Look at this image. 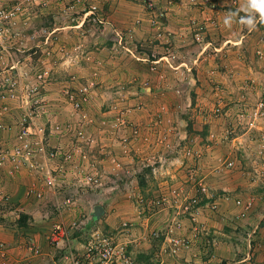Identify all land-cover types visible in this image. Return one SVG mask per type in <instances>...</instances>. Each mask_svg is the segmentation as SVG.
I'll list each match as a JSON object with an SVG mask.
<instances>
[{
    "label": "rangeland",
    "instance_id": "374dc122",
    "mask_svg": "<svg viewBox=\"0 0 264 264\" xmlns=\"http://www.w3.org/2000/svg\"><path fill=\"white\" fill-rule=\"evenodd\" d=\"M236 1V7L242 6L241 0ZM116 2V6L125 5L124 8L131 11L123 24L114 25L109 21L114 9L108 0H0V10L15 12L12 20L6 22L8 52L4 56L6 72L0 66V82L11 78L27 88L38 82L39 74L44 76L35 94L30 96L20 89L16 91L18 100L7 101L9 109L0 117V124L6 125V131L0 130V152L6 156V143L13 140L15 148L24 125L32 132L40 130L41 136L35 134L30 138L36 144H43L44 155L41 156L51 161L48 165L55 161L57 168L64 170V177L58 178V169L52 170L47 164L39 168L34 166L33 160L34 167L24 165L12 171L13 166L5 157L0 168L8 164L12 167L8 166V171L0 170V227L17 228L16 220L26 214L30 216V227L50 224L53 228L56 220L52 217L53 205L61 204L60 201L56 204V200L69 196L77 198L80 194L85 200L78 197L79 212L75 214L77 211L72 210L65 216L66 221L78 222L74 241L71 239L72 252L78 254L92 235L114 238L109 234L111 226L131 225L122 218H129L136 212L145 219L149 213L162 210L152 205L162 195L151 198L154 196L138 193L141 187L148 185L146 182L140 186L138 178L143 175L145 180L153 178L159 184L172 180L162 187L165 193L170 188L167 196L185 191L181 201L178 198L173 202L175 207L165 208L168 212L163 209L167 221L159 228L168 224L177 226V230L185 232V236H177L191 240L190 249L200 240L202 252H206L228 227L233 243L238 244L237 247L234 243V254L248 255L250 264H264V116L253 117L257 103L264 100V77H261L263 81L251 79L249 67H243L264 69V24L258 22L257 14L253 33L237 47V39L252 32L239 23V18L245 16L244 11L235 18L237 24L232 23L230 36L219 32L221 26L217 22L209 21L208 26L189 23L181 28L190 36L184 46L160 38L154 44L148 34L151 37L155 32L158 36L166 27L163 21L166 10L161 0L157 26L151 25L155 15L146 10L143 0ZM203 2L204 7L211 9V0ZM92 7L97 8L96 15L89 14ZM144 22L146 29L141 31L138 42L130 36L135 33L134 28L141 27ZM226 29L229 31V26ZM228 39L230 42H226ZM208 40H212L214 46L205 50L204 43ZM224 44L227 45L223 47ZM215 48H224L222 54L228 58L226 55L221 58ZM179 50L182 51L181 59L177 56ZM239 56L242 58L238 59ZM179 60L185 64L178 70ZM238 65L242 67L238 76L244 78L242 81H235V73H230ZM11 66L15 69L11 70ZM243 71L248 72L247 76ZM85 87L88 88L87 101L79 96ZM72 93L82 103L79 111L69 102ZM2 105L0 100V110ZM53 125L64 128L61 138L52 133ZM188 149L201 158L195 153H191L193 156L178 153ZM55 152L63 157L70 156V159L52 157ZM104 153H107L106 163L101 160ZM178 156H185V167L168 171L167 165L178 166ZM195 161L200 163L194 168ZM228 162H233V167L227 168ZM188 165L192 166L191 170L199 171L198 177H194L197 182L174 184L180 177L190 175ZM130 167L135 168L130 171ZM82 169L86 173L96 172L99 183L80 185L83 183L78 172ZM5 170L15 178L17 172L28 171L33 180L37 179L27 184L25 197L28 199L21 202L23 211L17 204L8 202ZM49 172L56 177L55 188L47 184ZM173 175L178 176L174 181ZM149 185L154 186L153 182ZM31 188L36 195H29ZM200 188H205L207 194L218 191L217 188L222 191V198L229 203L227 210H231L226 219L229 221L225 222L224 216L222 220L216 218L224 210L220 205L222 199L209 203L200 212L195 210V215L184 209L186 199L196 198ZM102 190H106L108 198L100 195ZM247 199H252L254 206L242 217L237 203ZM96 206L108 211L94 218ZM213 222L221 226L216 228ZM3 240L6 242V234ZM57 246L62 248L65 244ZM169 248H162V254H168ZM182 251L184 249L173 256ZM43 254L41 264H49L51 258L47 248ZM27 257L32 255L27 254Z\"/></svg>",
    "mask_w": 264,
    "mask_h": 264
},
{
    "label": "crops",
    "instance_id": "0c3cea01",
    "mask_svg": "<svg viewBox=\"0 0 264 264\" xmlns=\"http://www.w3.org/2000/svg\"><path fill=\"white\" fill-rule=\"evenodd\" d=\"M245 2H246V0H241V5L243 6L245 4ZM108 3L114 9V14L112 15L113 17L110 18L109 21L113 22L114 25L125 23L128 19V18H126V16L128 15V13L131 14V11L126 10L124 8L125 5H121L122 7L116 6L117 5L116 0H108ZM237 3L238 2L236 0H211V9H210V8L203 6V4H204L203 0H161V4H162L161 6L164 10H166L165 11V17L163 20L166 27H164L165 29L162 30V31H164V32H162V34H158V36H157V34L154 32V33H151V37H150V34H148V37L151 39V41H154V44L158 42L156 39L160 38L161 40H163L165 42L171 41V44L174 42L176 44V46L178 44H181L180 45V47H181V46L185 45L186 41L190 37L189 33H184V31L181 30V28L183 26H186L189 23L190 24L195 23L197 25L204 24V25L208 26L213 22L214 23L217 22L221 26L219 28V32H222L224 34L229 35V33H232V30H233L231 27L232 24L229 27L230 30L227 31L226 25L224 24V17L228 12H232L231 9H236V8L240 9L242 7V6H240V4H239V7H236L235 5H237ZM130 10H131V8H130ZM209 21H211V23ZM145 23L146 22H144L141 27L134 28L135 33L132 34L130 37H134L139 42L140 41L139 35H140L141 31L142 30L144 31L146 29V27L144 29ZM234 23L237 24L236 19H235ZM223 28H224V30H223ZM211 29H212V27H211ZM211 29H210V31H211ZM236 30H238V29H236ZM168 31H170V32H168ZM253 31L254 30H252V32H249L246 35H243L242 38L237 39V41L235 42V47L241 46V44L245 41L244 40L245 37H247V36L250 37V34H252ZM210 39H211V33H210ZM226 42H230L229 39ZM213 43L214 42H212V40L206 41V43H204V49L209 50V48L212 45L214 46ZM225 45H227V44H224L223 47ZM223 49L224 48H215L214 51H217L218 55H220V57L222 58L224 55H226V54H222ZM181 55H182V51L179 50L178 55H177L178 57H180L179 59H181ZM163 56H165V55H163ZM226 57H227V55H226ZM241 58H242V56L238 57V59H241ZM179 62L180 63H178V65H177L178 70L180 68L184 67L182 64H185L181 60H179ZM243 67H246V68L249 67V71L253 75V76H250L249 78L254 79V80H258V81H260V79H262L261 81H263V78H261L262 76L264 77V69L263 68H260V70H258L256 67L252 68V67L246 66V65H243ZM241 69H242V67L239 65L237 66V68L231 69L230 73H235V76L237 77V80H235V79H233V80L242 81L244 79V78L242 79V78L238 77L241 74L240 73ZM243 72H245L246 76H247L248 72L247 71H243ZM54 138H56V137H54ZM59 138H61V135H59ZM59 138H56V139H59ZM174 139H175V137H174ZM184 139H186V138H184ZM168 141H170V140H168ZM173 142H175V141H173ZM14 143H15V140L10 141V144L6 143V150L8 149L6 152H12L13 151L12 145ZM184 143H186V142H181L180 144H184ZM168 147L170 148L171 145H168ZM179 147H181V145ZM185 151L182 150V151H179L178 153L181 155L180 152H182V153H184V155L189 154L190 156H193V155H191V153H195V155H198L199 158H201V155L197 154L196 152H193L190 149H188L187 152H185ZM105 154H107V153H104V155ZM41 155H44V154L41 153L40 151L35 152V157L33 158L34 166L36 165L37 167L41 168L42 165L47 164V166H49V168H51L52 170L58 169L57 168L58 165L57 166L55 165V161H52V164L48 165V164H50L51 161L47 160L44 156L42 158ZM106 157H107L106 155L104 157L102 156V159H101L105 163L107 162ZM184 157L179 158V156H178V158H179V160L177 161L178 166H176V164H174V163H171V165H167V166L164 165V167L165 166H166V168L168 167L167 169L170 172H175L179 168L185 167V166H183V165H185L184 164L185 163ZM160 160L163 162L164 158H160ZM196 162L197 161H195V163L193 165L194 168H195V166H197L200 163V162L199 163H196ZM179 163H181V165ZM8 166L12 167L10 164H8L4 168L1 167L0 170L2 169L4 172V169H6L8 171V169H10ZM26 166L29 167V164L27 163ZM118 166H119V164H118ZM37 167H35L34 170ZM135 167H130L129 170L131 171V168L134 169ZM176 167H178V168H176ZM191 167H192L191 165H190V167L188 165V172H190V175H188V177L187 176L180 177L181 179L178 181H175L174 184H180L179 183L180 181H182V183H181L182 185H184L185 183L186 184H188V183L191 184L194 182L196 183L197 180L194 177L195 176L198 177L199 171H195L193 169L191 170L190 169ZM43 168H45V166ZM199 169H200V167H199ZM7 171H6V182L4 184H6V187L8 189V193L6 192V195H8V198H7L8 202L11 204H17V207L19 206V209L23 211L24 209H23V207H21L22 206L21 202H24L25 199H28L25 197V194H26L25 191H26V188L28 187L27 184L30 183L31 181H33L32 183H34V181H37V179L35 178L33 180V178H32L33 175H32V177L30 175H28L29 174L28 171L22 170L21 172H17L16 178L14 176H9L10 174H7ZM9 171L11 173V170H9ZM30 172H32V171L30 170ZM173 177H175V178H173V181H174V179L178 178V176H175V175H173ZM205 179H207V178L205 177L204 180ZM162 181H164V179H162ZM146 182L148 183V185L146 187L145 186L141 187L140 188L141 190H139L138 193L139 194L146 193L148 195V197L154 196L151 198H155L156 197L155 195H168L167 193H168L170 188H168V191L165 193L164 188H162V187L166 184L167 185L170 184L169 182L172 183V180L161 182V184H159V182H154L153 178H150V179H147L145 181V183ZM151 182H153V184H154L153 187H150V185H149ZM145 183H144V185H145ZM164 183H166V184H164ZM0 184H1V181H0ZM226 185H228V184H226ZM218 187L222 188V186H219V185H218ZM219 188H217L218 191L212 190L213 192H209L205 196L206 198L204 197V199L202 201V205H200V207H198V208H199V212H200L209 203H213V202L216 203V201L218 199H222L220 202V205L224 208V210L221 211L220 213L218 212L219 214L216 213V214H218V215H216V218L218 220H222V218L224 216L225 217L224 221L227 222V221H229V220H226L229 217V215H227V214H230L231 210H227L229 207V203L225 202V200L222 198L224 196V194L221 195L222 191H220ZM68 189H70V187ZM39 191H41V190L39 189ZM105 191L106 190H102L100 195H102L104 198H108V194H106ZM223 191H225V190H223ZM81 192H83V190H81ZM113 194H116V193H113ZM113 194H111V195H113ZM134 195H136V193H134ZM80 196L81 195L78 194V196L76 198L77 199V201H76L77 206H76V208H74V211H77V212H75V214H77L79 212V210H80L79 208L81 207V205L78 203V197H80ZM144 197H146V196H144ZM208 197H212V198L208 199ZM83 200H85L84 197H82L81 201H83ZM57 201L62 202L63 199L62 200L57 199L56 204H57ZM84 202H87V201H84ZM53 206L55 208L56 205H53ZM44 207L47 208L48 205L44 206ZM49 207L52 208V205L50 204ZM238 209H241V208H238ZM107 211L105 210V212H107ZM165 211L168 212L167 209H165ZM165 211L163 209L158 210V211H154L152 213H149V215H147V217H145V219H142V216H140L139 213L134 212L135 214L134 213L132 214V215H134V217H132V215H131L129 218L128 217L122 218V219H124L123 221H125V219H126V221H129L131 223V225L129 227L122 228V226L118 225V223H117L114 226H111L109 228V234L112 235L116 239L117 242L124 243L127 245L128 254L134 260L135 264H142L139 260V256H141V255L152 257V259H150V260H151V263H153V264H250V262L248 260L249 258L247 257L248 255L244 256V257H240V256L234 254V250H235L234 249L235 248L234 243L235 242L233 243V239H232L233 236H230L231 229L228 227H225V231L223 233H220L221 236H218V238H217L218 240H217V242H215L214 246H212V245L210 246V251L208 249V250H205L206 252H202L203 248H202L200 240H199V241L195 242L194 247L192 249H190L188 252H187V250H184L177 256L171 255L170 252L168 254L164 253V255H163L162 254V248H169L168 247V246H170L169 239L171 237H181V236H177V235H184L185 236V232H182L181 230H177V226H175V225L172 226V225L168 224V226L159 228L160 226H162V224L166 223L165 221H167V218H166L167 213ZM241 212H242V210H241ZM169 213H170V211H169ZM213 225L215 226V223ZM51 226H50V224H48L47 226H42V225L37 226L34 224L33 226L27 228L26 230H17L16 228L5 229L3 227H0V241L6 243V245L8 246V250H9L8 251L7 264H41V260H44V258H43L44 254L43 253L46 250V248L50 254L48 256L51 258V259H49V264H65L67 262L66 256L69 254L70 250H72V246L70 244V247L67 248V250L62 253L61 249H63V247L60 248V246L58 247L56 245L50 244L47 240V235H48L50 228H52ZM219 226H221V224L216 223L215 227L218 228ZM5 234H6V242L3 240V237L5 236ZM38 242L40 244H38ZM31 244L40 248V252H41L40 255H35L33 252L30 251L29 248H30ZM235 244L238 247V244L237 243H235ZM15 245H17V246H15ZM15 247H17V248H15ZM44 247H46V248H44ZM25 253H26V257H23V254L25 255ZM207 253H210V256L212 254V256L209 257V255ZM27 254L32 255V257L31 258L27 257ZM204 254H206L205 257L203 256ZM57 255H60V256L57 257ZM153 257H154V259H153ZM31 259H33V262L31 261ZM261 260H263V259H261ZM256 261H258V260H256ZM0 263H1V261H0Z\"/></svg>",
    "mask_w": 264,
    "mask_h": 264
},
{
    "label": "built area",
    "instance_id": "2783aa9c",
    "mask_svg": "<svg viewBox=\"0 0 264 264\" xmlns=\"http://www.w3.org/2000/svg\"><path fill=\"white\" fill-rule=\"evenodd\" d=\"M144 5L146 6V10L155 15L154 19L151 20V25L157 26L158 25V17L161 16V14H158V4L160 0H143ZM19 10V8H16ZM96 7H92L89 10L90 15H96ZM88 14V15H89ZM15 16L14 10H0V66L2 71L6 72V59L4 56H6V22L9 20H12V18ZM87 17V16H86ZM9 68V66L7 65ZM11 70L15 69L14 66L10 67ZM43 75L39 74L37 76L38 82H35L32 86H27V88H24V86L21 84V82L17 80H12L11 78L5 79L4 81L0 82V100L2 101L3 105L0 110V117H2L6 112L8 111L9 107L6 105L7 101H14L18 100L16 91L17 90H24L28 92L30 96L31 94H35L41 87L40 81L43 79ZM91 86H93L91 84ZM7 87V88H6ZM7 92V94H6ZM79 96H82L83 101H87V94H88V88L85 87L84 90H80ZM27 97V96H26ZM24 99V95L22 97ZM39 100H37L38 103ZM69 102H72L73 107L76 111H79L82 108V103L80 101V98H78L74 93L69 95ZM22 103L25 104L24 100H22ZM255 110V114L253 117H263L264 116V100H261L257 103ZM250 115L252 117L253 113L250 112ZM64 128H61L60 126H51L52 133H56L57 135H60L62 133ZM0 130L6 131V125L0 124ZM39 135L41 136L40 130H36V132H32L31 128H28L23 125L22 129L19 132V137L17 139V145L15 148H13L12 152H6V156L0 152V166L3 163V159L9 158V161L12 164V171L19 170L22 166L26 165L27 163L29 166H33L31 163L33 161V158L35 157V152L40 151L41 153H44L43 144H36L32 141L30 137L33 135ZM80 135H82L80 133ZM39 145V146H38ZM63 157L60 153L52 154V157ZM64 160H69L70 156H64ZM233 162H228L226 164L227 168L233 167ZM34 167V166H33ZM60 176L64 177V170L62 168L58 169ZM79 177L81 178L80 185L85 186H92L99 183V179L97 178V173H86L82 170L78 172ZM56 177L52 174V172H49V175L47 177V184L51 187H56ZM36 191L34 188H31L29 190V195L35 194ZM183 196V192H179ZM181 194H175L174 196L170 197L167 195H162L160 198L156 199V201L152 202L153 207L165 209L171 207L172 205L175 207L173 202H175L176 199L179 198V201L183 199V196ZM207 191L205 188H200L197 194V197L192 198L188 201L186 199V203H184V209L190 212L191 215L194 212V215L196 214V211H199L200 204L203 199V195H206ZM39 197H41V193L37 194ZM185 198V197H184ZM77 199L74 197H67L65 198L61 204H57V209L59 211L58 213V220L55 221V224L50 230V232L47 235V240L50 244L53 245H60L61 243L67 244L68 248L71 244L72 234L78 229V222L73 221L70 222V220L66 221L65 216L66 213H71L70 208H76V201ZM184 202V201H183ZM239 205V208L242 209L241 216L245 217L251 209L254 206V201L252 199H247L245 201H238L237 203ZM65 207H68L70 210H65ZM213 208H216L214 206ZM130 225L128 223L123 224V228H127ZM169 244L171 248L170 254H177L180 250H188L191 247V240L188 238H180V237H171L169 239ZM169 248V249H170ZM30 251L33 252L35 255H40V248L37 246L31 244ZM165 249V248H164ZM8 246L6 243L0 241V264H7V258H8ZM66 263L65 264H135L134 260L130 257L127 251V245L124 243H119L116 241L115 238L108 237L106 235H98L94 234L91 236L88 243L85 245L83 250L78 253L74 254L72 250H70L69 254L66 256Z\"/></svg>",
    "mask_w": 264,
    "mask_h": 264
},
{
    "label": "clouds",
    "instance_id": "9594fccd",
    "mask_svg": "<svg viewBox=\"0 0 264 264\" xmlns=\"http://www.w3.org/2000/svg\"><path fill=\"white\" fill-rule=\"evenodd\" d=\"M240 11L245 12V16L239 18V23L248 27L249 31L256 28L257 14L259 23L264 24V0H246L245 4L235 12H228L224 17V24L231 26Z\"/></svg>",
    "mask_w": 264,
    "mask_h": 264
},
{
    "label": "trees",
    "instance_id": "16d2710c",
    "mask_svg": "<svg viewBox=\"0 0 264 264\" xmlns=\"http://www.w3.org/2000/svg\"><path fill=\"white\" fill-rule=\"evenodd\" d=\"M231 11H234L235 12L236 10L235 9H231ZM138 179H140V186L141 185L143 186L144 183H145L144 181H146L145 180V176L141 175V176H139ZM65 210H70V209H68V207H65ZM72 210H74V208H71V211ZM58 213H59V211L57 209V206H55V208H53V211H52V214H53L52 217L54 219L56 218V220H58V218H59ZM66 216H68V213H66ZM29 220H30V216H27L26 214H21L20 217H19V219L16 220V222H15L16 227H17L16 229L17 230H26L27 228H29L30 227L29 224H28L29 223L28 222ZM74 235H76L75 232L72 234V241H74V239H73L74 238ZM67 248H68V245L65 244V246L63 247V249H61L62 253L65 252L67 250ZM150 259H152V257H150V256H143V255L139 256V260H140V262L142 264H153V263H151V260Z\"/></svg>",
    "mask_w": 264,
    "mask_h": 264
},
{
    "label": "water",
    "instance_id": "95a60500",
    "mask_svg": "<svg viewBox=\"0 0 264 264\" xmlns=\"http://www.w3.org/2000/svg\"><path fill=\"white\" fill-rule=\"evenodd\" d=\"M105 212L102 206H96L93 212L94 218L100 217ZM96 220V219H95Z\"/></svg>",
    "mask_w": 264,
    "mask_h": 264
}]
</instances>
